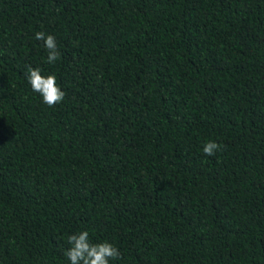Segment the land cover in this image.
I'll return each mask as SVG.
<instances>
[{
	"label": "trees",
	"instance_id": "trees-1",
	"mask_svg": "<svg viewBox=\"0 0 264 264\" xmlns=\"http://www.w3.org/2000/svg\"><path fill=\"white\" fill-rule=\"evenodd\" d=\"M81 231L111 264H264V0H0V264Z\"/></svg>",
	"mask_w": 264,
	"mask_h": 264
},
{
	"label": "clouds",
	"instance_id": "clouds-1",
	"mask_svg": "<svg viewBox=\"0 0 264 264\" xmlns=\"http://www.w3.org/2000/svg\"><path fill=\"white\" fill-rule=\"evenodd\" d=\"M35 39L44 42L48 53L47 62L54 64L61 55L55 36L37 32ZM28 73V83L32 91L38 93L48 107H55L65 99L66 93L57 85L55 75L43 76L38 68H29ZM219 150L221 145L215 141L206 142L202 148L207 156H214ZM68 242L71 247L64 252V256L70 264H111L112 261L121 259L120 250L112 243H91L88 231L69 236Z\"/></svg>",
	"mask_w": 264,
	"mask_h": 264
}]
</instances>
